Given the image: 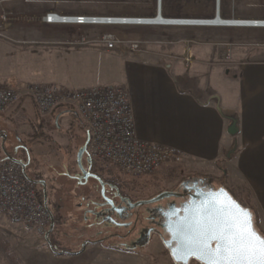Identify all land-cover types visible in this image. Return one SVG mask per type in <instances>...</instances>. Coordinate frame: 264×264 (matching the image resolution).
I'll return each mask as SVG.
<instances>
[{"label": "rangeland", "instance_id": "obj_1", "mask_svg": "<svg viewBox=\"0 0 264 264\" xmlns=\"http://www.w3.org/2000/svg\"><path fill=\"white\" fill-rule=\"evenodd\" d=\"M51 11L61 14L147 17L157 14V0H0L1 82L22 85L35 82L34 80L40 81L39 76H34L35 68L32 65L45 64L46 61H32V55L43 51L42 45L46 42L67 47H91L86 49L83 58L90 63L91 69L84 73L80 81L84 85L116 84L112 81L120 79L126 66L124 56L117 55L116 50L132 52L130 44L133 42L139 43L137 50L146 49L147 42L140 35L141 32L149 33L152 37L165 38L162 36L164 34H160L165 28L162 30L159 27H146L144 24H48L44 17ZM168 12L178 16L167 17L213 18L216 15L215 0H163L161 13L165 15ZM262 12L264 0H221L220 14L223 17L264 18L259 17L264 15ZM226 27L228 28L211 30L221 31L223 36L220 37L233 43L248 35V31H243L247 30L243 29L245 27ZM236 30H242V33ZM106 34L113 35V47H108L102 40ZM39 43L42 45H33ZM157 45L159 50L170 48L164 41ZM61 54L64 56L65 53ZM192 65L191 71H194L192 75L195 77L201 65ZM197 78L205 82L204 76L197 75ZM22 103L25 107H21ZM58 115L60 117L56 122L55 116ZM55 116H41L31 98L0 112V130H4L0 136V156L10 152L16 159L21 158L28 162L29 157L26 156L24 148L28 149L32 156V170L28 166L27 173L36 172L37 177L47 182V202L55 214L53 236L59 246L62 249L77 250L89 239L102 238L101 241L107 245L113 244L114 248L125 252H139L138 255L123 251L108 252V264H176L158 237L154 236L144 244H134L130 241L134 233L125 239L107 236L113 230L121 233L128 231L127 228H116L103 222L96 223L99 220L86 213L88 208H95L87 205L89 195L95 194L86 193L89 190L92 192L96 184L101 185L97 177L90 178L87 184H80L72 174L76 167L81 166V161L86 167L88 165L87 153L80 154L88 137L87 128L73 109H59ZM93 162V169L100 177L118 184L122 192L133 200H145L160 191L173 190L179 181L196 176L206 177L214 184L222 183L243 205L256 212L257 227L264 234V220L260 217L250 188L238 176H228L227 169L224 168V172L223 167L219 177H211L212 175L198 172L201 170L197 166L192 169L183 162L167 161L151 174L130 175L117 166L96 160ZM223 174H226L225 178H222ZM109 187L107 185L105 189L106 194L110 193ZM38 189L42 193L43 189L39 185ZM93 192L98 193V190ZM51 222L52 219L46 229H38L12 220L0 212V264H32V257L50 252L52 248L46 234ZM100 230L103 233L99 235ZM103 255H100L101 259ZM190 264L200 263L191 260Z\"/></svg>", "mask_w": 264, "mask_h": 264}, {"label": "crops", "instance_id": "obj_2", "mask_svg": "<svg viewBox=\"0 0 264 264\" xmlns=\"http://www.w3.org/2000/svg\"><path fill=\"white\" fill-rule=\"evenodd\" d=\"M163 16L178 15L168 12ZM227 17L223 18L230 19ZM144 26L165 28L160 33L165 38L141 32L146 49L124 53L116 50L117 55L124 56L126 66L120 79L112 81L128 91L137 135L178 148L183 153L180 162L192 169L197 166L201 170L198 172L219 177L223 167L228 176L241 178L264 220V27L243 28L248 35L233 43L220 37L221 31L211 30L226 26ZM162 41L170 48L159 50L157 44ZM43 44H33L42 45L44 50L32 55V61L46 63L32 65L34 76L41 78L32 83H54L66 88L102 85H84L80 81L91 69L83 59L91 47ZM193 63L201 65L195 77L191 71ZM197 75L204 76L205 82L198 80ZM21 107H25L24 103ZM59 109L67 108L48 114L55 116ZM55 117L56 121L60 116ZM24 150L29 157L28 149ZM31 162L30 155L32 170ZM84 244L74 253L51 250L35 255L32 264H108V252L139 254L111 247L101 240ZM101 254H105L102 259Z\"/></svg>", "mask_w": 264, "mask_h": 264}, {"label": "built area", "instance_id": "obj_3", "mask_svg": "<svg viewBox=\"0 0 264 264\" xmlns=\"http://www.w3.org/2000/svg\"><path fill=\"white\" fill-rule=\"evenodd\" d=\"M44 19L48 23L86 25L134 24L142 18L51 11ZM171 19L172 24L195 26L200 25L202 18ZM251 19L252 22L244 27H264V18ZM102 40L108 47L114 46L112 34H106ZM130 47L137 50L139 43L133 42ZM27 98L34 101L40 114H48L57 108L73 109L87 128L88 156L94 161L117 166L126 174H151L167 161L180 162L183 159L178 148L144 140L137 135L129 94L123 85L66 88L54 83L11 85L0 81V112ZM0 212L38 229H46L52 219L38 185L22 165L11 158H0Z\"/></svg>", "mask_w": 264, "mask_h": 264}, {"label": "flooded vegetation", "instance_id": "obj_4", "mask_svg": "<svg viewBox=\"0 0 264 264\" xmlns=\"http://www.w3.org/2000/svg\"><path fill=\"white\" fill-rule=\"evenodd\" d=\"M40 115L42 116L48 114H40ZM85 151L86 150H84L82 155H84ZM2 156H5L6 158L12 157L16 160V156H14L10 152L8 153L6 152L2 154ZM19 159L22 160L24 163L27 162L24 159L21 158ZM29 159H30V155H29ZM29 159L28 162L26 163V171L29 166ZM88 160L89 161L87 167L81 161L80 164L81 166L76 167L75 173H72L75 175L74 178L80 184H87L90 178L96 179V177L100 176V174L96 173L93 169L94 160H92L89 156H88ZM35 173L36 172H34V174L30 176V178H32V180H34V182L37 185H39L41 189H43V197L47 199L48 197L46 190L47 182L46 180L37 177ZM102 179L104 183V192L107 185H109L110 193L108 194L105 193V196L102 195V190H103L102 185L94 184L96 187L92 188L91 190L92 192H90L89 190L88 193H86V195L95 194L93 196L89 195V201L87 203V205H93L95 206V208L94 207L88 208L86 213H88L89 216L93 215L94 218H97L99 222L96 223L101 224L103 222L105 224L112 225L113 227L116 228L117 227L127 228L128 232L126 233H121L116 230H113V232H109L107 236H111V237L118 236L120 238L125 239L133 235L134 233V236L130 240L134 244L147 243L151 241L154 236L158 237L163 243L164 238L166 239L169 238V233L167 232L164 226L166 222L165 212H172V213L176 212V207H180V206L182 207L184 203L189 201L191 195H193L195 192V187H202L206 190L209 188H214L213 183L211 182L210 179L202 176H196L192 179L179 181L177 187L172 190L175 192V194L173 195L164 194L157 201L148 202V203H142V202L139 203V201H144V200L141 199L133 200L131 199L130 196L122 192L118 184H116L115 182L106 181L104 178ZM95 190H98V193H94L93 191ZM161 192L163 191L158 192L157 194L151 196L150 198L157 196ZM92 224L95 225V222H93ZM102 233H103L102 230H100L98 234L100 235ZM100 239L102 238H97L96 240H100ZM89 240L93 241L92 239Z\"/></svg>", "mask_w": 264, "mask_h": 264}, {"label": "snow or ice", "instance_id": "obj_5", "mask_svg": "<svg viewBox=\"0 0 264 264\" xmlns=\"http://www.w3.org/2000/svg\"><path fill=\"white\" fill-rule=\"evenodd\" d=\"M199 210L184 222L182 231L190 250L206 264H264V234L252 223L248 210Z\"/></svg>", "mask_w": 264, "mask_h": 264}, {"label": "water", "instance_id": "obj_6", "mask_svg": "<svg viewBox=\"0 0 264 264\" xmlns=\"http://www.w3.org/2000/svg\"><path fill=\"white\" fill-rule=\"evenodd\" d=\"M157 13L158 15H161L160 8L157 10ZM217 15L219 16V13H217ZM56 121H58V118ZM231 129H233V126L231 127ZM87 143H88V139L85 143L84 148L80 152L81 155L84 152V150H86ZM235 146H236V141L233 145V148H235ZM9 158L14 159L12 157H9ZM16 161L22 165L24 171L27 173L26 163H24L20 159H16ZM97 179L103 187L102 195L105 196L103 179L100 176H98ZM164 194L173 195L175 194V192L172 190H165L159 193L157 196L144 200V201H139V203L140 202L148 203V202L157 201ZM213 200L215 201L214 204H211V208L213 211L216 209H223V210L235 209V210H240V211L242 210L250 211L252 213V223L254 226L253 212L250 210L249 207L244 206L238 199H236L234 195L226 187L222 186L217 189L209 188L207 190L202 187H195V192L193 195H191V198L189 199V201L184 203L182 207L181 206L176 207V212L174 213L165 212L166 222L164 226L167 232L169 233V238L167 239L164 238L163 244L168 250V254L170 255V257L173 259V261L176 264H190L191 260H196L200 264H206L204 260L199 258L198 252H194L193 250H190V246L187 245V242L185 239V237L187 236V233L182 231V227H183L184 222L196 216L199 210L209 208L210 202H212ZM45 205L47 206L46 198H45ZM53 225H54V220L52 219L51 228L53 227ZM46 236H48V232ZM49 245L52 246L50 241H49Z\"/></svg>", "mask_w": 264, "mask_h": 264}, {"label": "bare ground", "instance_id": "obj_7", "mask_svg": "<svg viewBox=\"0 0 264 264\" xmlns=\"http://www.w3.org/2000/svg\"><path fill=\"white\" fill-rule=\"evenodd\" d=\"M162 10V0H157V10L158 9ZM220 0H215V11L216 15L211 18V19H201L199 22L200 25H195V26H246L250 24V20L253 19H243V18H230V19H225L220 15ZM219 13V16L217 15ZM137 18H142L140 22L134 23V24H157V25H176L172 24V20L170 17H165L162 14L158 15V13L153 16V17H137Z\"/></svg>", "mask_w": 264, "mask_h": 264}, {"label": "trees", "instance_id": "obj_8", "mask_svg": "<svg viewBox=\"0 0 264 264\" xmlns=\"http://www.w3.org/2000/svg\"><path fill=\"white\" fill-rule=\"evenodd\" d=\"M2 132H4V130L3 129H1L0 130V135H1V133ZM0 158H6L5 156H0ZM224 172H226L225 170H224ZM224 176H222V178H225V175L226 174H223ZM212 183H213V187L215 188V189H217V188H219V187H222V186H224L222 183L220 184V183H216V184H214V182L213 181H211ZM231 192V191H230ZM232 193V192H231ZM233 195H234V197L237 199V197H236V195L234 194V193H232ZM40 195H41V198L43 199V201L45 200V197H43V191H42V193L40 192ZM48 199V198H47ZM245 206V205H244ZM47 208L50 210V212H51V218L54 220V216H55V214H53V212L51 211V209H50V207L48 206V202H47ZM250 210L253 212V218H254V226H255V228H256V230L259 232V233H261V234H263V232L257 227V214H256V212L253 210V209H251L250 208ZM54 226H55V222H54V225H53V227L51 228V225H50V228H49V230H48V236H47V239H48V241H50V243H51V247H52V250L53 251H55V252H62V253H67V254H69V253H74L75 251H77V250H69V249H62L60 246H59V242L54 238V236H53V233H54ZM90 241V240H89ZM93 241H97L96 239H94ZM109 246H111V247H114L113 246V244H111V243H109L108 244ZM61 249V250H60Z\"/></svg>", "mask_w": 264, "mask_h": 264}]
</instances>
